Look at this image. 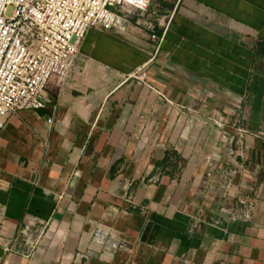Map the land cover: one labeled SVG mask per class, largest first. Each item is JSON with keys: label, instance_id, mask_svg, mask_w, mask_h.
<instances>
[{"label": "crops", "instance_id": "obj_1", "mask_svg": "<svg viewBox=\"0 0 264 264\" xmlns=\"http://www.w3.org/2000/svg\"><path fill=\"white\" fill-rule=\"evenodd\" d=\"M48 93L3 118L0 264H264V0H152Z\"/></svg>", "mask_w": 264, "mask_h": 264}, {"label": "built area", "instance_id": "obj_2", "mask_svg": "<svg viewBox=\"0 0 264 264\" xmlns=\"http://www.w3.org/2000/svg\"><path fill=\"white\" fill-rule=\"evenodd\" d=\"M151 2L0 0V130L3 118L9 115L48 106L55 109L48 92H63L76 70L89 32L127 34L133 29V17L147 12ZM11 5L15 12L8 17ZM147 27L152 30L155 25L148 22ZM151 38L156 39V35ZM243 218L249 220V213ZM35 246L36 243H28L22 254L30 257Z\"/></svg>", "mask_w": 264, "mask_h": 264}, {"label": "rangeland", "instance_id": "obj_3", "mask_svg": "<svg viewBox=\"0 0 264 264\" xmlns=\"http://www.w3.org/2000/svg\"><path fill=\"white\" fill-rule=\"evenodd\" d=\"M14 12H15V6L14 5L9 6L7 9V16L11 17L14 14Z\"/></svg>", "mask_w": 264, "mask_h": 264}]
</instances>
